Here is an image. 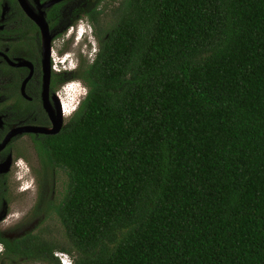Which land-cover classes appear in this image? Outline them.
I'll list each match as a JSON object with an SVG mask.
<instances>
[{
    "label": "trees",
    "instance_id": "trees-1",
    "mask_svg": "<svg viewBox=\"0 0 264 264\" xmlns=\"http://www.w3.org/2000/svg\"><path fill=\"white\" fill-rule=\"evenodd\" d=\"M112 0H110V3ZM37 161L61 264H264V0H119ZM58 257V259H57Z\"/></svg>",
    "mask_w": 264,
    "mask_h": 264
},
{
    "label": "flooded vegetation",
    "instance_id": "flooded-vegetation-1",
    "mask_svg": "<svg viewBox=\"0 0 264 264\" xmlns=\"http://www.w3.org/2000/svg\"><path fill=\"white\" fill-rule=\"evenodd\" d=\"M48 1L0 0V264L43 263L19 254L34 252L37 239L49 241L56 230L52 205L60 197L54 200L53 182L43 175L36 150L45 135L66 125V114L74 108L64 112L65 69L57 68L53 47L76 24V12L85 4ZM78 29L69 30L73 40ZM25 127L58 130L41 133Z\"/></svg>",
    "mask_w": 264,
    "mask_h": 264
},
{
    "label": "rangeland",
    "instance_id": "rangeland-1",
    "mask_svg": "<svg viewBox=\"0 0 264 264\" xmlns=\"http://www.w3.org/2000/svg\"><path fill=\"white\" fill-rule=\"evenodd\" d=\"M118 1L119 0H112V2L110 3V0H84V4H85L84 7L76 12V14H78L77 16L78 19L77 18L75 19L76 24H74L73 27L71 28L69 26L67 29L68 31L69 30L75 31L77 27L79 29L83 28L86 30L84 33L85 37H83V35H81L80 37L76 36V39L73 40V34L71 33V31L68 32L66 30L65 33L62 36L60 35V37H58L54 43V47H53L54 61L57 62L58 64L57 68L59 70L61 69V66L65 69V70L63 69L64 70L63 75L65 77L63 85L65 88H69L66 87V84H69L67 86H72L70 90H65V88H63L60 93L61 100H63V102L66 103L67 102L66 100H68L67 102L68 109H71L72 106H74L75 108L77 103L83 97L86 91L84 84L74 75L79 69V63L80 61L86 63L90 62L94 56L98 44L97 38L94 34V27L88 20L86 16V11L92 6H96V8H98L101 11V13L98 15L97 18V27L99 26L107 27L108 24H110L111 22L110 18H112L111 15L108 14V12L110 11V7H113ZM70 16L74 17L73 13H71ZM70 34H72V38L71 40L70 39L67 40L66 38L67 36H71ZM61 57L65 58V61L63 63L60 62L61 60L59 61ZM74 108L72 109V111L74 110ZM72 111L69 114H66L67 118H65V120H68ZM32 160L33 158L32 159L30 158L32 165L34 164V166H36L37 161L36 160L32 161ZM37 179H38V175L35 174L36 182H38ZM48 181L53 182L54 200H57L61 196L62 189L64 188L63 185L64 176L62 173L57 172L55 173V175H53V177H50ZM27 182H29V180ZM57 226L58 225L55 224L54 220H52V228L56 229ZM55 252L58 253L59 257L63 255L65 259L67 258L70 259L69 255L65 252L58 250H56ZM21 264H26V263H21ZM40 264H45V263H40Z\"/></svg>",
    "mask_w": 264,
    "mask_h": 264
},
{
    "label": "water",
    "instance_id": "water-1",
    "mask_svg": "<svg viewBox=\"0 0 264 264\" xmlns=\"http://www.w3.org/2000/svg\"><path fill=\"white\" fill-rule=\"evenodd\" d=\"M56 0H49L47 4H50L52 2H54ZM43 27V26H42ZM22 129H31L32 131H37V132H41V133H55L57 130H58V127L55 128V130H43V129H34V128H28V127H25V128H22Z\"/></svg>",
    "mask_w": 264,
    "mask_h": 264
},
{
    "label": "clouds",
    "instance_id": "clouds-1",
    "mask_svg": "<svg viewBox=\"0 0 264 264\" xmlns=\"http://www.w3.org/2000/svg\"><path fill=\"white\" fill-rule=\"evenodd\" d=\"M85 31H86V30L83 29V28L78 29V31H77V33H76V34H77L76 36L80 37L81 35H83V37H85V34H84ZM60 60H61L60 62L63 63V62L65 61V58H64V57H61ZM61 65H62V64H61ZM67 85H69V84H66V87H69V86H67ZM64 88H65V87H64Z\"/></svg>",
    "mask_w": 264,
    "mask_h": 264
},
{
    "label": "built area",
    "instance_id": "built-area-1",
    "mask_svg": "<svg viewBox=\"0 0 264 264\" xmlns=\"http://www.w3.org/2000/svg\"><path fill=\"white\" fill-rule=\"evenodd\" d=\"M57 255H58V253H57ZM59 256V255H58ZM60 258V263L61 264H70V261H69V259L67 258V259H65L64 257H63V255H61V257H59Z\"/></svg>",
    "mask_w": 264,
    "mask_h": 264
},
{
    "label": "bare ground",
    "instance_id": "bare-ground-1",
    "mask_svg": "<svg viewBox=\"0 0 264 264\" xmlns=\"http://www.w3.org/2000/svg\"><path fill=\"white\" fill-rule=\"evenodd\" d=\"M64 105H65L64 112H66L67 111V104L64 102Z\"/></svg>",
    "mask_w": 264,
    "mask_h": 264
}]
</instances>
